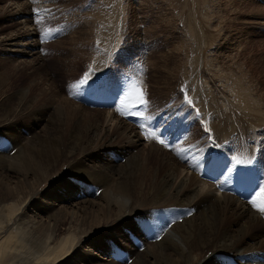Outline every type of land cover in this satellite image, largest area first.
Returning <instances> with one entry per match:
<instances>
[{
	"label": "rangeland",
	"instance_id": "obj_1",
	"mask_svg": "<svg viewBox=\"0 0 264 264\" xmlns=\"http://www.w3.org/2000/svg\"><path fill=\"white\" fill-rule=\"evenodd\" d=\"M44 36H48L49 40L41 39ZM14 37L17 44L7 46L5 40ZM86 72L98 75L96 83L108 93L112 100L110 105L84 102L87 89L81 91L74 85ZM126 88L130 95L138 96L143 91L148 101L146 105H141L144 116L157 119L145 122L143 119L135 125L118 115L115 109H110L116 106ZM30 90L37 97L34 99L35 106H42L39 110L34 108L36 111L33 112L41 115L42 119H26L29 115L20 118V121L25 119L28 128L37 122L38 126H34L37 132L50 128L53 107H50L47 97L50 98L51 92L55 102L66 98L73 102V106L78 104L85 111L108 112L114 119L124 121L139 139L135 150L149 146L150 142L157 145V137H151L150 133L160 130L158 126L162 123L164 128L170 125L168 132L171 135H184L188 131L171 147L161 144L166 146V153L178 158L180 163L201 156L204 143L193 147L201 142L203 136H212L209 128H217L219 124L224 127L223 120L216 121V117L234 110L240 116L239 121L231 130H225L230 133L227 136L231 142L224 141L213 151L229 155L237 147L253 150L254 156L248 159H256L257 154L260 157L243 162H253L254 167L261 169V183H264V0H0V98H12L8 103L11 102L9 105L14 108L16 99L27 95ZM132 101L137 102V97ZM92 123L98 125L95 133L104 131L113 135L107 148L115 152L105 150L103 162L111 161L115 169H119L128 158L117 153L121 146L112 133L113 126L104 121L87 119L86 124ZM150 124L152 127L147 128ZM86 126L81 124V129ZM27 135L26 128L18 127L1 132L0 157L15 155L26 142ZM16 139L21 142L20 145H17ZM207 141L210 142V139L207 138ZM97 145L101 142L91 143L92 147ZM212 146L213 143L209 148ZM97 151L100 153L102 149ZM235 151L232 157L236 156ZM205 153H209L208 149ZM231 156H225L228 162H231ZM237 157L239 161H242L240 157L245 158L240 153ZM11 163L14 165V161ZM62 169L64 166L52 174L50 170L46 171L39 188L55 183ZM2 171L5 172L4 182L14 187L18 180L14 169L9 168L6 162ZM72 174L67 175L68 181L76 185L81 181L85 188L80 189H90L91 193L88 190L87 194L90 198L82 202V196L70 191L64 198L65 205L69 206L72 202L76 205L72 209L101 217L103 209L95 199L99 185L91 183L98 188L93 192L86 180ZM257 190L254 196L256 203L264 204V193L260 187ZM216 192L218 195L219 191ZM15 199L10 198L6 203ZM250 201L246 203L252 205ZM46 203L50 207V198L46 199ZM56 204L51 202V205ZM142 208L144 206L138 207V210ZM251 208L259 214L258 208ZM30 214L31 211H28V219ZM21 224L22 220L14 221L10 228L20 227ZM65 225L63 223L62 228ZM134 225V222L130 227L122 225L121 229L119 226V234L133 239L137 235ZM61 232L64 234L65 228ZM94 237L90 234L84 240L95 243V256L101 260L125 261L123 249L122 252L117 248L114 250L109 243L103 244ZM113 240L125 242L119 237ZM98 250H103L104 255ZM13 259V256L6 257L3 264H11Z\"/></svg>",
	"mask_w": 264,
	"mask_h": 264
},
{
	"label": "bare ground",
	"instance_id": "obj_2",
	"mask_svg": "<svg viewBox=\"0 0 264 264\" xmlns=\"http://www.w3.org/2000/svg\"><path fill=\"white\" fill-rule=\"evenodd\" d=\"M109 10L107 12L111 14ZM44 38L49 40L48 36L41 37ZM15 40L16 37L7 38L6 45L17 44ZM243 98L246 97L243 95ZM0 99V133L10 127L26 128L29 133L15 155L0 157V264L9 256L14 257L11 264H264V214L259 212L262 214L259 215L251 208L253 205L246 203L254 195L249 200H242L225 191L227 175L222 165L228 162L226 157L223 163L215 161L208 167L204 166L211 154H217L206 155L207 149L210 152L213 147L219 148L224 141H230L227 136L230 133L225 130H231L240 117L234 110L216 117V121L223 120L224 127L219 124L213 128L210 125L209 134L212 136H203L201 142L193 147L204 143L201 156L180 163L178 158L166 153V146L162 147L159 142L163 139L169 143L170 133L164 132L163 127L158 126L160 130H156L157 145L150 142L149 146L135 150L139 139L132 127L114 119L108 112H88L78 104L73 106V102L66 98L55 102L50 92V98L47 97L50 107H53L50 128L37 132L34 126H38L37 121H41L42 117L33 111L42 106H35L34 99L37 97L32 95L31 90L16 99L14 108L9 105L11 102L8 103L12 98ZM25 116L26 119L34 118L37 123L28 128L25 119L19 120ZM87 119L104 121L113 126L112 133L121 146L117 153L128 158L119 169H115L111 161L103 162L105 150L115 152L107 148L113 135L104 131L95 133L98 125L86 124ZM81 124L87 125L86 128L81 129ZM184 135L172 140L171 146ZM95 141L101 142V145L92 147L91 143ZM17 142V145L21 144L19 140ZM211 143L213 146L209 148ZM97 149H102V152ZM237 149L234 150L235 157L231 156L234 151L227 156H231L232 161L238 160L240 152L247 160L254 156L253 150ZM259 157L257 154L255 158ZM6 162L18 178L14 187L4 182L2 166ZM245 164L249 165V161ZM185 165L190 173L185 170ZM61 166L64 170H60V178L40 189L44 173L50 170L52 174ZM72 173L86 180L93 192L97 187L91 183L99 185L95 199L103 209L101 217L72 209L76 207L72 202L69 206L65 205L64 198L70 191L82 196V202L90 198L87 194L91 190L80 189L84 187L81 181L78 185L68 181L67 175ZM214 189L219 191L218 195ZM10 198L16 199L6 203ZM49 198L50 207L46 203ZM51 202L57 204L51 205ZM140 206L144 208L138 210ZM28 211H31L29 219ZM21 220L20 227L10 228L14 221ZM132 222L137 235L133 239H127L128 235L121 236L118 227H130ZM63 223L66 224L64 234L61 232ZM90 234L95 235L94 240L109 243L114 250L123 249L125 261L101 260L95 256V243L84 240ZM115 237L125 242H115ZM98 251L103 254V250ZM78 256H81L79 260Z\"/></svg>",
	"mask_w": 264,
	"mask_h": 264
},
{
	"label": "snow or ice",
	"instance_id": "obj_3",
	"mask_svg": "<svg viewBox=\"0 0 264 264\" xmlns=\"http://www.w3.org/2000/svg\"><path fill=\"white\" fill-rule=\"evenodd\" d=\"M97 79H98V75L96 73L86 72L84 74V77L81 80H79L77 82V84L74 85V87L80 89L81 91H83L84 89H91V88L97 87L98 86L97 83H96ZM71 94H75V93H71ZM137 100H138V103L140 105H146L148 103L147 99H145V93L143 91L139 92V95L137 96ZM188 102L191 103V101H188ZM121 103H123V101H121ZM117 111L122 116L135 115V113L130 112V111L126 112L120 107L117 108ZM144 119H154V117H145ZM141 127H143V125H141ZM160 135H163V133H160ZM150 136L151 137H156L157 133L155 131H153L152 133H150ZM146 138H148V137H146ZM159 142L161 144H165V140H163V139H161ZM237 163H239V161H237ZM229 171H232V169H229ZM259 187H260L261 192L264 193V183H259ZM250 203L253 205V207L258 208V210L261 213H264V204H259L258 205L256 203V198L255 197L250 201Z\"/></svg>",
	"mask_w": 264,
	"mask_h": 264
}]
</instances>
